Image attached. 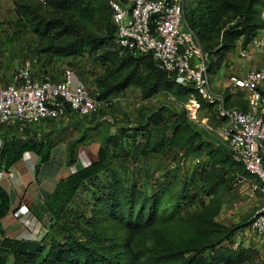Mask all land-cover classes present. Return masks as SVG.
<instances>
[{"label":"trees","instance_id":"obj_1","mask_svg":"<svg viewBox=\"0 0 264 264\" xmlns=\"http://www.w3.org/2000/svg\"><path fill=\"white\" fill-rule=\"evenodd\" d=\"M261 3L262 0H189L183 1V15L202 50L208 55L218 54L238 40L246 46L264 28L259 15ZM96 10L111 16L107 0H20L17 20L20 31L31 30L37 57L39 53H87L101 62L105 71L95 79L96 88L90 89L97 98L137 86L142 100L164 93L179 107L160 104L152 114L140 118L133 131L126 125L107 134L93 162L59 179L44 201L51 215L50 232L44 231L37 240L11 239L5 236L0 223V264H7L8 256L13 264H240L246 259L247 249L233 247L230 242L233 233L248 222L227 227L211 239L197 238L199 231L215 224L217 203L214 201L213 211L204 206L187 219L180 217V210L198 192L214 194L219 200L217 194L228 178L250 174L231 159L225 145H213L212 133L187 119L180 103L194 92L192 86L174 84L151 54L135 56L118 47L111 19L105 35L84 31V18L94 17ZM202 105L211 107L204 102ZM144 107L137 109L144 112ZM137 133L141 138L138 142ZM133 143L142 156H162L171 149L183 150L187 156L197 155L211 143L208 154L212 158L202 169L183 172L177 181L173 175L178 169L169 172L163 183L145 188L135 181L125 182L113 170ZM50 148L47 142L4 140L0 168L3 165L8 170L25 150L34 151L44 162ZM72 151L70 148L67 152L68 164L74 160ZM9 208L8 195L0 185V221ZM175 226L187 232L181 239L183 243L171 236L177 235Z\"/></svg>","mask_w":264,"mask_h":264},{"label":"built area","instance_id":"obj_2","mask_svg":"<svg viewBox=\"0 0 264 264\" xmlns=\"http://www.w3.org/2000/svg\"><path fill=\"white\" fill-rule=\"evenodd\" d=\"M111 21L116 27L115 43L132 55L151 54L180 86H192L194 92L180 103L188 119L200 122L198 111L202 102H218L219 116L226 123L217 135L226 146L231 159L241 164L252 176L250 194H260V204L249 220V229L264 241V83L263 69H250L242 76L231 75L232 85L244 91L245 108H227L223 97L210 85L207 54L183 15V0H107ZM264 6V0L262 2ZM248 47L264 56V37L257 34ZM248 57L246 48L239 50ZM37 56L23 60L11 83L0 86V125L61 121L73 115L86 117L98 107L114 103L111 98H97L81 81L73 83V69L64 68L60 80L48 75L36 79L32 68ZM261 106V108H260ZM202 122V120H201ZM8 172L0 170V176ZM236 183H244L237 176Z\"/></svg>","mask_w":264,"mask_h":264},{"label":"crops","instance_id":"obj_3","mask_svg":"<svg viewBox=\"0 0 264 264\" xmlns=\"http://www.w3.org/2000/svg\"><path fill=\"white\" fill-rule=\"evenodd\" d=\"M19 2L20 0H0V86L14 80V74L24 59L36 56L33 50L34 37L28 31L19 29ZM259 9L260 18L264 20L262 3ZM258 34L264 37V28L260 29ZM242 48L248 50V57L239 55ZM207 56L212 58V63L208 65L212 91L223 97V105L227 108L246 106L244 91L235 88L229 77L242 76L250 69L264 70V56L250 49L248 44L243 47L240 40L230 49ZM206 60L208 62V58ZM69 64L73 66V83L81 81L91 90L96 88L95 79L105 71L101 62L93 60L85 53L78 56L39 53L38 63L32 68V75L36 79L48 75L53 80H60L64 68ZM260 90L263 91L261 93L264 97V83ZM140 94L138 87H127L107 97L115 100L110 104L113 106L102 105L89 116L73 115L61 123L50 120L0 125V147L4 140L11 138L23 142H47L51 145L48 158L44 162H40V157L34 151L25 150L8 170H4L1 165L0 170L8 172L0 176V185L6 191L10 205L8 213L0 221L6 237L37 240L44 231L50 232L51 215L44 201L52 193L59 179L93 162L104 137L114 134L117 128H120V122L114 123L106 111H111L112 108V111L121 114L119 116L126 115L127 109L139 108L146 102L140 98ZM261 106L264 107V102ZM218 107V102L212 103L211 107L202 105L197 113L200 122L187 118L205 132L212 133L214 146L224 145L217 132L219 127L226 123V119L219 116ZM70 148L73 150L74 160L68 164L67 152ZM247 227L249 228L248 225ZM1 236L0 233V238ZM241 246L247 248L243 241Z\"/></svg>","mask_w":264,"mask_h":264},{"label":"rangeland","instance_id":"obj_4","mask_svg":"<svg viewBox=\"0 0 264 264\" xmlns=\"http://www.w3.org/2000/svg\"><path fill=\"white\" fill-rule=\"evenodd\" d=\"M183 1L188 2L189 0ZM95 12L93 13L94 17L88 15L86 18H84L82 24L84 31H90L89 33L92 35H105L108 32V30H106L107 22L109 19H111V16L109 13L104 14L102 11L97 12L96 10ZM26 29L31 33L30 29ZM85 55L88 54L85 53ZM207 58L208 65H210V63H212V58L209 56H207ZM67 66H70L73 69L71 64L66 65V67ZM160 104L171 105L177 108L179 107V103L171 96L160 93L144 102V112L142 110H138L137 108V110L135 108L131 110L127 109L126 115H122L123 117L119 116L121 114L118 112L112 111V108L111 111L106 112L110 119L114 121V123L120 122V127H122V124L124 126L130 125V129L133 131L134 128L132 127L138 125L139 119H143L145 114H152L158 106H161ZM139 139H141L140 134L137 133L136 141L138 142ZM134 145L135 144L133 143V145L128 147V150L124 152L125 159L123 158V160H118L116 165H114V168L117 169L113 170L118 172L120 177H122L125 182L135 181L145 188L163 183L166 180L168 173H171V171H175L176 169H178V171L174 173L173 178L177 181V179L179 180V178L182 176L183 172L189 173L192 169H202L203 165L205 166L206 164H209V160L212 158L208 154L209 148L212 146L211 143L209 147H207V145L206 148L201 149L200 154H191L189 156L184 155L183 150L177 152L173 149L162 156H157V154L154 155L151 153L142 156L136 151ZM211 150L213 151V149ZM112 167V165L109 166V172ZM243 175L245 178L249 179L244 183H236L235 177H232L231 180L228 178V182L217 194L219 200H216V196L214 194L206 195L204 193L198 192L196 198L191 199L188 201V203H183V206L180 210V217L184 219H187L190 214H198L201 208L204 209V206L213 211L214 201L217 203V214L213 215V221L215 224L206 228L203 232L199 231L196 234L197 238L204 236L208 237L207 239H211L223 233L224 229L227 227L239 224L242 225L243 223L247 222L249 223L254 211L260 204V194L257 191H253L252 194H250L252 176H246L244 173ZM210 206L211 208H209ZM170 228L172 229L171 226ZM175 228L177 235L171 234V236H175L177 240H181L187 234V232L180 230L177 226H175ZM181 241L183 243V240ZM231 241L232 242H230V244L233 246L238 247L241 245L242 241L247 246V248L244 246V248L247 249L245 254L246 259L240 264H264V241L260 240V238L251 232L247 226H242L241 228L237 229L233 233ZM238 242L239 245H237ZM7 264H13L11 256H8Z\"/></svg>","mask_w":264,"mask_h":264}]
</instances>
